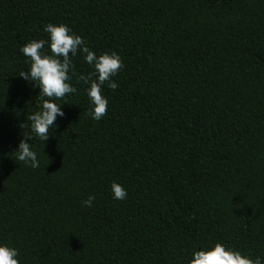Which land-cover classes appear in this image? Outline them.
Returning <instances> with one entry per match:
<instances>
[{
  "label": "trees",
  "instance_id": "obj_1",
  "mask_svg": "<svg viewBox=\"0 0 264 264\" xmlns=\"http://www.w3.org/2000/svg\"><path fill=\"white\" fill-rule=\"evenodd\" d=\"M48 23L123 67L96 121L72 58L33 169L12 154L39 105L20 48ZM216 242L264 260V0H0V243L19 264H188Z\"/></svg>",
  "mask_w": 264,
  "mask_h": 264
},
{
  "label": "clouds",
  "instance_id": "obj_2",
  "mask_svg": "<svg viewBox=\"0 0 264 264\" xmlns=\"http://www.w3.org/2000/svg\"><path fill=\"white\" fill-rule=\"evenodd\" d=\"M47 39H32L21 46L20 52L27 58V71H21L19 76L31 82L38 88L36 97L39 99L38 110L28 116L30 134L22 135L13 153L16 160L33 169L40 167L36 151L31 141L33 138L43 143L49 138V130L54 129L57 117H63L61 104L68 94H75L77 89L70 83L74 73L72 58L79 54L83 61L91 66L92 71L87 75L80 74L77 79L87 85L84 89L88 100V115L99 121L107 110V98L102 95V89L107 84L115 90L118 84L112 79L123 67L121 57L115 52H104L97 55L86 44V41L72 32L64 24L48 23L42 26ZM47 45L48 52L43 49ZM23 129V123L20 125ZM113 199L123 200L126 190L118 183L110 185ZM94 196H89L82 203L90 207ZM18 249L5 243H0V264H19ZM188 264H264L260 256L252 257L239 250L216 242L205 248L194 249L188 259Z\"/></svg>",
  "mask_w": 264,
  "mask_h": 264
}]
</instances>
